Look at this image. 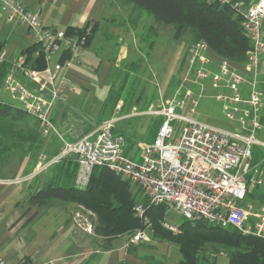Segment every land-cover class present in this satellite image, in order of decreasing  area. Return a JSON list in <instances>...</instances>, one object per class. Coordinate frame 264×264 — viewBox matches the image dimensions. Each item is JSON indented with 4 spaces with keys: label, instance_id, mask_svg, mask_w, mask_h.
I'll use <instances>...</instances> for the list:
<instances>
[{
    "label": "built area",
    "instance_id": "2783aa9c",
    "mask_svg": "<svg viewBox=\"0 0 264 264\" xmlns=\"http://www.w3.org/2000/svg\"><path fill=\"white\" fill-rule=\"evenodd\" d=\"M217 1L232 5L243 17L252 48L242 66L225 58L216 62L208 55L206 42H195L189 47L179 85L158 107L145 111L132 107L122 115V107L117 106L110 118L85 131L86 125L70 116L58 121L54 109L66 100L70 70L85 51L87 35L45 26L39 13L20 0H0L2 12L28 28L47 62L45 69L30 70L23 56L8 58L11 70H20L29 83L10 71L4 89L17 101L10 103L38 121L44 137H55L61 144L56 156L42 158L30 174L5 183L27 181L75 155V183L80 188L87 186L95 167H106L136 185L150 205H169L187 220H204L264 239V200L257 206L247 198L251 190L264 184V156L254 161L255 149H264V82L259 72L264 56V0ZM55 55L60 58L51 68L49 60ZM1 56L5 58L6 52ZM209 90L222 104L225 117L233 122L230 129L192 117ZM140 115L163 117V122L154 141L141 146L137 160L125 153V138L114 130L121 120ZM144 212V205L138 203L136 214L142 218ZM164 225L177 230L166 222ZM88 229L92 231L91 225ZM150 241L145 230H138L127 245ZM0 264L9 263L0 255Z\"/></svg>",
    "mask_w": 264,
    "mask_h": 264
},
{
    "label": "trees",
    "instance_id": "16d2710c",
    "mask_svg": "<svg viewBox=\"0 0 264 264\" xmlns=\"http://www.w3.org/2000/svg\"><path fill=\"white\" fill-rule=\"evenodd\" d=\"M116 1L132 4L134 10L146 11L154 18L159 27L172 25L174 27L173 37L182 39L188 36L189 47L198 41L206 42L209 48L208 55L212 59L214 57L210 53H213L218 59L225 58L235 65L242 66L246 62L247 52L252 48V43L246 36L243 27V17L232 5L222 4L217 0ZM66 32L79 36L87 35L86 50L94 38L95 29L69 27ZM152 46L153 44H151ZM38 48L40 46L36 43L33 47L25 50L23 54L26 56L28 65L42 70L46 68L47 62L42 53L38 57L33 56ZM188 50L182 59V71L185 67ZM9 68L11 65L8 62H4L0 68V87L4 84ZM125 68L124 78L118 88H116V83L111 81V74L109 75V96L103 106V115L98 119V124L114 114L117 102L122 98L125 102L124 107L121 108L122 115L128 114L132 107H137L140 111L149 108L148 106H139L142 93L135 97L136 92L133 87H130L127 92L125 91L131 73L138 71L140 64L128 63ZM118 71L120 72V70ZM179 83L180 78L166 98L174 93ZM105 114L107 115L105 116ZM29 117L32 118L24 110L10 102L0 100V167L12 153L19 152L22 161L28 160V172H30L41 153H47L48 159L59 153L61 146L59 140L52 136L44 137L38 121L33 118L35 125L33 127L26 126ZM155 118L156 125L154 127L152 125L148 129V137L145 139L147 143L154 141L163 122V117ZM261 120L264 124V113ZM90 128H92L91 125H86L85 131ZM124 130L126 131L125 128ZM124 130L117 126L114 132L125 138V153L133 159H140L138 151L141 148L137 149L136 145L138 144H134L133 136L135 135L127 134V131ZM55 140L58 141L59 146L52 150L50 148ZM262 156H264V149L256 148L254 161H258ZM77 169L75 155L65 157L53 164L50 168L52 174L47 182L30 193L29 204L40 208L50 206L53 201H62L84 206L98 216L94 233L103 238L105 248H109L120 234L131 232L133 235L137 230L144 228L142 219L136 214L138 202H136V194L132 187L136 185L106 167H95L87 186L80 188L75 183ZM251 191L247 198L260 197L262 200L264 199V184L259 189ZM140 199H142L141 202L145 208L144 215L146 217L144 216V218H147L148 215L153 220L159 221L162 218V210L165 209V205H150L142 193H140ZM176 228L178 233L173 234L158 227L155 235L178 246L180 254L178 264H221L213 254H207L209 248L216 252H220L222 249L227 251L228 264H264V239L261 237L243 235L235 228H223L204 220L193 222L186 219ZM149 263L166 264L154 258ZM19 264L33 263L28 258H23Z\"/></svg>",
    "mask_w": 264,
    "mask_h": 264
},
{
    "label": "crops",
    "instance_id": "0c3cea01",
    "mask_svg": "<svg viewBox=\"0 0 264 264\" xmlns=\"http://www.w3.org/2000/svg\"><path fill=\"white\" fill-rule=\"evenodd\" d=\"M20 1L27 8L37 11L45 26H56L63 30L69 27L88 28V30L94 28V38L85 51L92 47L102 26L111 25L108 29L120 34L122 42L114 60L117 66L121 63H132L130 58L133 56L134 49L128 45L131 41H135V36H138L140 40L143 38L142 31L146 30L148 24L139 10H134L131 5L116 0ZM119 11L122 12L123 20L122 23L117 24L116 15ZM127 21L135 28L133 39L128 37L130 34L128 29L119 31V27ZM126 39L129 41L127 44ZM34 45H36L35 38L28 28L17 21L9 20L2 12L0 4V68L4 62H8L7 59L10 57L23 56L26 60L24 51ZM3 51L6 52L5 58L1 56ZM41 53V48H38L33 56L38 57ZM210 55L218 62L219 59L213 53ZM59 58L60 55L51 56L49 67L52 68ZM261 66H263V60ZM26 67L30 70H41L31 67L27 62ZM10 71H13L21 81H29L28 76L20 70L9 68L8 72ZM80 76L82 75L73 66L70 70L71 84L66 88L69 98L73 101L77 94L74 78ZM4 90L3 84L0 87V98ZM211 94L212 91L209 90L208 95L201 100L199 109L205 105L206 100H213ZM75 103L71 106L76 105ZM70 108L72 107L57 105L54 109L57 120L60 121L64 113L70 116ZM201 113L204 117L208 116L205 112L201 111ZM84 119L87 123L83 124L89 126L90 120L85 116ZM56 146L59 144L55 140L50 149L53 150ZM42 158H48L47 153H42L39 160ZM49 178V173L44 174L43 179L38 182L40 184H36L35 188L32 184L27 186V181L8 184L5 181L9 179L0 178V255L9 264H19L23 258H28L33 264H150L152 258L158 260L162 256L166 263L170 252L168 250L175 247L179 251L178 246L171 242L127 245L128 242L121 239H115L109 248H105L103 238L89 231L90 224L72 217L68 208H54L50 211L51 207L39 208L29 204L30 193L41 187ZM61 214H64L65 218L60 217Z\"/></svg>",
    "mask_w": 264,
    "mask_h": 264
},
{
    "label": "rangeland",
    "instance_id": "374dc122",
    "mask_svg": "<svg viewBox=\"0 0 264 264\" xmlns=\"http://www.w3.org/2000/svg\"><path fill=\"white\" fill-rule=\"evenodd\" d=\"M251 1L255 0H249L248 2ZM130 5L133 7L132 4ZM139 11L143 16H145V18L143 19L147 20L148 24L146 30L142 31L143 38L140 40L138 36H135V41H131V43L128 45L135 51V53L133 51V56L130 58L131 62L140 64V68L138 71H133L131 73L130 80L126 84L125 91L127 92L130 87H133L136 92L135 97H137L138 94L142 93L143 96L141 102L139 103V106H148V109H150L152 107H158L161 103V100L169 96L170 92H172V90L174 89L181 76V63L184 55L186 54V51L188 50L190 39L188 36H185L182 39H175L173 37L174 27L172 25H162L161 27H159V25L155 22L154 18L150 14H148L146 11ZM116 19H118L117 24L122 23V12H118V14L116 15ZM132 25L133 24H130L127 21L119 27V31L128 29L130 33L128 37H131V39H133L135 28ZM110 27L111 25L107 24L102 26V28L96 35L92 47L88 51H84L81 54L78 62L74 65L75 69L82 75L80 77L74 78L77 90V94L75 96L76 99L74 100L76 101V103L69 98V94L65 91L66 100L63 102H58L57 104L62 107H72L70 108V117L73 121H77L78 123H87L85 122L87 120L84 119V116L87 117L90 120L88 121L91 127L97 126L98 119L103 115V106L108 99L110 91L109 75L111 74V81L115 82L116 88H118L122 83L121 81L124 78V73L126 71L125 67L128 64L121 63L120 65L118 64V66L115 64L114 60L118 54V51L120 50L122 42L120 40V34H117V32H111L112 30L108 29ZM125 43H129L128 39L125 40ZM151 44H153L152 47ZM117 69L120 70V72ZM259 72L260 77L264 82V56L263 66H261ZM4 91L5 92L2 94L3 99L0 98L1 101L17 102L12 100L10 94L6 90ZM149 99H151L150 102ZM73 103H75L76 105L71 106V104ZM124 104V98L120 99L117 102V106L124 107ZM204 104L205 105L199 109L200 112L198 110V113L192 115V117L206 121L209 124H212L219 128L230 129L232 127L233 122L225 117L222 111L221 103L213 99L206 100ZM201 111L207 113L208 116L204 117L203 115H201ZM263 113L264 111L262 112V114ZM106 115L107 114H105V116ZM65 116H67V114ZM33 119L30 117L27 118L26 126L33 127L35 125ZM61 119H64V117L61 116ZM155 120L156 118L152 115L132 116L130 119L122 120L121 123L117 126L122 130H124L125 128L127 132L125 130L124 131L127 134L133 133L135 135L133 136L134 144H138L136 145V147L137 149L138 147L140 149L143 144L147 143L145 139L148 137V129L150 126L153 125L154 127L156 125ZM262 136H264V130L262 132ZM141 153L142 150L140 149L138 151V156H141ZM40 156L41 155H39V157L36 159L35 165L32 170L28 172V160L22 161V159L20 158L21 154L19 152L12 153L5 161L4 165L0 167V178H23L37 168V166L39 165L38 162H40ZM20 167L22 168L20 169ZM50 168L35 176L34 178L27 180V186L28 184H32L33 188H35L36 184H40L38 182L39 180L43 179L44 174L49 173V175L51 176L52 173L50 171ZM19 169V174H17ZM132 187L133 191L136 194V202L142 203V199H140L139 188L136 186ZM263 200L260 197L253 198V202L257 206L260 205ZM48 207H51L50 211H53L54 208H68L72 217H77L79 221L85 224H90L92 231L94 232L95 226L98 221V216L84 206L73 202L53 201ZM162 213V218H160L159 221L153 220L148 215L147 218H141V222L144 226V228L141 230H145V232L150 236V242H169L160 238L158 235H155V233L157 232V228L160 227L166 232L177 234L178 230H173L170 227H166L164 223L166 222L170 226L172 225L178 227L186 220V218L182 214H180L175 208L169 205H165V209L162 210ZM61 215L59 216L65 218L64 214ZM131 236V232H126L120 234L117 239L128 242ZM168 251L170 252L166 258V264H178L180 259L179 251L175 247L174 249ZM207 254H213L217 261L221 264L229 263V256L227 255L228 253L223 249L220 252H216L215 250L209 248L207 250ZM158 260L165 262L163 256Z\"/></svg>",
    "mask_w": 264,
    "mask_h": 264
}]
</instances>
